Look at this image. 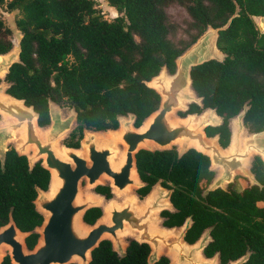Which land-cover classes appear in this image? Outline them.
I'll return each mask as SVG.
<instances>
[{
  "label": "trees",
  "instance_id": "1",
  "mask_svg": "<svg viewBox=\"0 0 264 264\" xmlns=\"http://www.w3.org/2000/svg\"><path fill=\"white\" fill-rule=\"evenodd\" d=\"M118 15L107 19L95 0H0L8 10H17L16 28L21 32L19 62L5 74L6 92L23 99L37 112L40 126L49 123L48 101L76 111L75 125L63 139L78 147L83 129L117 127V116L133 113L134 126L158 107V93L145 84L162 66L175 70V58L206 29L219 27L221 61L210 59L191 68V85L201 97V106L190 103L178 115L214 108L222 122L205 127L208 136L218 135L226 147L229 119L244 106L243 123L249 132L264 129V32L253 20L264 16V0H105ZM176 3L188 15L186 37L172 40L177 24L169 21L166 8ZM11 30L0 19V53L12 47ZM1 81V79H0ZM136 170L143 184L136 189L142 198L156 184L171 189L173 210L160 211L164 226H180L191 218L184 239L194 242L206 228L211 240L204 247L207 257L218 253L220 264L247 254L239 264H264V165L253 155L239 188L228 183L203 194L214 177L208 156L189 148L178 155L176 147L140 149ZM49 171L36 161L31 168L25 155L8 147L0 160V226L11 216L31 249L37 241L34 228L42 222L35 209L37 188L47 189ZM94 190L110 198L108 184ZM101 215L91 207L83 220L92 224ZM149 246L129 240L119 256L103 239L90 253L88 264H148ZM0 264H11L5 255ZM76 264V263H69ZM154 264H171L161 256Z\"/></svg>",
  "mask_w": 264,
  "mask_h": 264
},
{
  "label": "water",
  "instance_id": "2",
  "mask_svg": "<svg viewBox=\"0 0 264 264\" xmlns=\"http://www.w3.org/2000/svg\"><path fill=\"white\" fill-rule=\"evenodd\" d=\"M230 21L231 18L219 27L208 25L176 56L173 73L162 66L156 75L145 81L160 100L158 107L139 126H134L133 113L118 115L116 128L98 131L84 128L76 148L59 146L62 136L69 133L76 120L73 108L70 115L62 117L59 105L49 100V123L40 126L33 107L6 92L8 83L4 76L13 63L19 62L21 35L10 50L0 53V114L10 118L0 124V160L3 161L8 149L6 143L14 141V150L26 156L29 168L40 160L49 171L47 189L37 188L33 201L43 217L34 228L38 233L36 243L31 249L27 248L24 238L29 232L21 231L10 216L8 222L0 226V262L8 255L11 264H88L91 250L103 239L109 240L112 249L123 256L128 243H124L122 236L131 234L133 240L149 246L148 264H154L161 256L169 258L171 264H220L217 252L211 257L203 253L211 240L210 228L189 243L184 239L191 224L189 216L180 226H157L158 213L163 209L173 210L171 189L156 183L143 196L142 203L129 195L121 202L109 200L102 206L103 195L82 194L81 182L84 180L86 185L95 187L105 184L102 180L107 178L111 193L117 195L132 187L137 189L143 182L136 170L135 154L140 149H168L178 144L179 156L189 148L208 156L214 177L203 194L216 188L225 189L236 174L246 177L251 184L256 183L249 167L253 155H258L264 165V129L256 132L246 129L243 123L246 106L229 119L230 138L226 147L218 143L217 134L205 133V127L222 122L214 108L176 116L190 103L201 106V97L191 85V68L210 59H223L217 40L219 31ZM105 132L110 136L106 137ZM30 146L33 151L27 154ZM91 207H99L101 215L88 224L83 214ZM246 257L247 254L242 255L227 264H239Z\"/></svg>",
  "mask_w": 264,
  "mask_h": 264
},
{
  "label": "rangeland",
  "instance_id": "3",
  "mask_svg": "<svg viewBox=\"0 0 264 264\" xmlns=\"http://www.w3.org/2000/svg\"><path fill=\"white\" fill-rule=\"evenodd\" d=\"M96 2V7L101 11V13L103 14V16L107 19H112L114 16L118 15V13L116 12V10L110 6L105 0H95ZM166 12L168 14V18L169 21L177 24V29L175 34H173L171 36L172 40L177 41L179 38H184L186 37L185 35V27H186V21L188 20V15L185 12L184 8L176 3L170 4L167 8H166ZM19 17V12L17 10H8L5 5H0V19L3 21L4 25L6 27H8L11 30V34H10V38L12 41V44L16 43L17 40L19 39L21 32L19 29L16 28L15 25V20L16 18ZM253 20L255 22L256 27L258 28L259 31L264 32V16H255L253 17ZM60 112H61V116L62 117H67L68 115H70L72 113V108L67 107V106H60ZM176 116H179L178 114H176ZM7 121L5 119H3V117L0 115V124L1 123H6ZM75 125V122L72 123V127ZM72 129V128H71ZM95 131V130H92ZM109 133L105 132V136H107ZM246 132L243 134L245 135ZM68 133H65L61 140L59 141V146H65L63 144V139L65 137H67ZM17 138H14L13 140H16ZM14 146V141H8L6 143V147H13ZM173 146L178 148V144H173ZM155 147V146H153ZM30 153V151H29ZM244 176L240 175V174H236L232 180V185L234 188H239V183L241 185H244L245 183V179L242 178ZM239 182V183H238ZM102 183L105 184H109V180L107 178H103ZM81 190H82V194L87 195H94V194H99L94 190V187L92 186H88L85 184V181L83 180L81 182ZM129 195H133L135 196L136 200L138 203H142L143 197L140 198L137 193H136V187H132L130 191H128V193H125L123 195H117L115 193L112 192V195L110 198H105L102 200V206L107 204L109 202V200H113L116 202H121L122 199L126 196ZM158 222H157V226H163V224L161 223V216L158 213ZM133 238V235L131 234H126L122 236V239L124 241V243H128V241L130 239ZM5 253H7L8 251L5 249L4 250Z\"/></svg>",
  "mask_w": 264,
  "mask_h": 264
},
{
  "label": "bare ground",
  "instance_id": "4",
  "mask_svg": "<svg viewBox=\"0 0 264 264\" xmlns=\"http://www.w3.org/2000/svg\"><path fill=\"white\" fill-rule=\"evenodd\" d=\"M2 117H3V119H5L6 121H10V118H8L7 116H5L4 114H0ZM110 135L108 134L106 137H109ZM29 151H30V153L33 151V148L30 146V147H28L27 148V154H30L29 153ZM216 171H218V169H216ZM131 189H129L128 191H130ZM128 191H125V192H123V193H121V195H123V194H125V193H128ZM162 252H164L165 253V248H162ZM170 257H171V255H169Z\"/></svg>",
  "mask_w": 264,
  "mask_h": 264
}]
</instances>
